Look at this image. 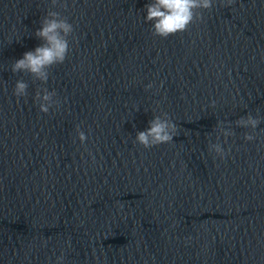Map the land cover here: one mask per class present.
<instances>
[{"label": "water", "instance_id": "water-1", "mask_svg": "<svg viewBox=\"0 0 264 264\" xmlns=\"http://www.w3.org/2000/svg\"><path fill=\"white\" fill-rule=\"evenodd\" d=\"M66 2L0 0V264H264V120L254 141L236 124L264 118V0H213L168 38L151 0ZM50 10L74 32L44 84L12 66ZM45 87L60 101L47 114ZM165 112L173 142H135Z\"/></svg>", "mask_w": 264, "mask_h": 264}, {"label": "clouds", "instance_id": "clouds-1", "mask_svg": "<svg viewBox=\"0 0 264 264\" xmlns=\"http://www.w3.org/2000/svg\"><path fill=\"white\" fill-rule=\"evenodd\" d=\"M235 0H227L230 6ZM53 8L59 6L67 9L68 5L65 0H51ZM146 21L153 24V34L162 38H168L180 32H185L190 25L197 20L203 19L201 9L210 10L213 7V0H151L146 6ZM74 32V26L63 16L61 12L50 10L47 16L42 20L41 27L35 32V36L40 38L43 43L36 47L34 51L25 52L23 58L16 60L12 66L13 73L25 72L31 74L36 80L47 84L50 76L49 69L54 65L65 62L70 51V42L68 37ZM29 85L23 80H18L14 88V95L18 98L28 95ZM147 89L154 87L148 84ZM55 91H49L46 87L37 91L35 100L38 103L41 112L47 114L53 107L59 108L60 101L55 99ZM215 101L212 105L215 106ZM264 118L253 117L251 114L246 118L241 117L236 124L243 128H251L253 132L245 134V140L254 141V134L257 127ZM219 132L227 138L235 135L231 127H225L224 122L220 121L217 125ZM78 137L83 144L87 141V135L77 127ZM178 135V127L170 118L168 113L156 115L149 121V127L144 131L136 134V141L145 149H151L161 144L172 143L174 137ZM209 151L214 152L221 159H226L231 148L226 151L217 137L216 143H210ZM47 245V240L43 241ZM70 245V241H69ZM65 257H57L56 264H64Z\"/></svg>", "mask_w": 264, "mask_h": 264}]
</instances>
